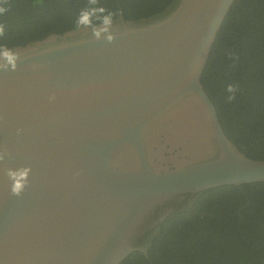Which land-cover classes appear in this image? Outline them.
Masks as SVG:
<instances>
[{
  "label": "water",
  "instance_id": "1",
  "mask_svg": "<svg viewBox=\"0 0 264 264\" xmlns=\"http://www.w3.org/2000/svg\"><path fill=\"white\" fill-rule=\"evenodd\" d=\"M233 2L117 15L111 43L73 28L10 47L21 59L0 71V150L31 172L19 197L0 178V264L148 257L204 191L264 181V158L227 137L200 80Z\"/></svg>",
  "mask_w": 264,
  "mask_h": 264
},
{
  "label": "trees",
  "instance_id": "2",
  "mask_svg": "<svg viewBox=\"0 0 264 264\" xmlns=\"http://www.w3.org/2000/svg\"><path fill=\"white\" fill-rule=\"evenodd\" d=\"M171 0H99L125 19L147 17ZM87 0H9L0 15L13 47L74 28ZM234 52L232 60L227 52ZM227 137L251 158H264V0H234L211 46L201 75ZM228 84L238 86L226 100ZM148 257L133 251L119 264H264V181L220 185L192 207L167 219Z\"/></svg>",
  "mask_w": 264,
  "mask_h": 264
},
{
  "label": "clouds",
  "instance_id": "3",
  "mask_svg": "<svg viewBox=\"0 0 264 264\" xmlns=\"http://www.w3.org/2000/svg\"><path fill=\"white\" fill-rule=\"evenodd\" d=\"M9 0H0V15L5 14L8 11L6 5ZM42 0H36V3H41ZM119 12H114L106 9L99 3V0H87V6L82 8L76 16L74 21V29L76 31H88L91 33V40L100 41L104 40L107 43H111L117 35L113 31L114 19ZM5 35V25L0 23V38ZM229 59L236 60L238 57L234 52H227ZM21 59L18 52L7 47L6 45H0V71H16L17 62ZM33 69L39 67V65H32ZM238 86L234 84H228L226 87V100L232 102L236 99V93ZM55 99V93L49 96V101ZM19 132V130H18ZM6 151L0 150V178H6V181L10 182L9 190L10 194L19 197L29 184V174L31 172L30 166L21 167H5L3 162L5 160ZM79 173H77L78 175ZM3 201H0L2 206Z\"/></svg>",
  "mask_w": 264,
  "mask_h": 264
}]
</instances>
